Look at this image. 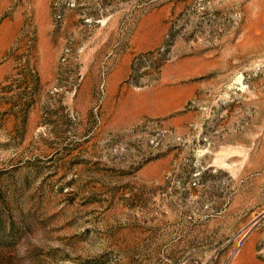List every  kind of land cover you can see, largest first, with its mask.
<instances>
[{
    "label": "rangeland",
    "instance_id": "obj_1",
    "mask_svg": "<svg viewBox=\"0 0 264 264\" xmlns=\"http://www.w3.org/2000/svg\"><path fill=\"white\" fill-rule=\"evenodd\" d=\"M0 264H264V0H0Z\"/></svg>",
    "mask_w": 264,
    "mask_h": 264
}]
</instances>
